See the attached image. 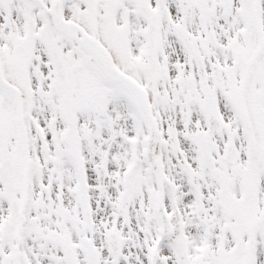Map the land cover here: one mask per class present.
I'll use <instances>...</instances> for the list:
<instances>
[{"label": "rangeland", "instance_id": "rangeland-1", "mask_svg": "<svg viewBox=\"0 0 264 264\" xmlns=\"http://www.w3.org/2000/svg\"><path fill=\"white\" fill-rule=\"evenodd\" d=\"M24 1L27 0H0V70L20 90L19 114L14 89L0 82V264H112L107 241L110 231L123 238L117 264H148L159 223L153 211L154 178L141 158L143 123L130 97L103 76L79 47L59 33L47 12L43 11L42 24L41 20L35 23L42 26L41 40L34 42L31 35L24 38L29 18L24 12ZM44 2L48 6L51 0ZM101 4L105 11V0H74L65 5V15L80 22L107 45L118 66L134 77L139 76L142 68L131 67L119 58L116 35L108 39ZM244 4L249 8L242 10L255 7L264 10V0L255 3L248 0ZM211 6L212 12L207 18L211 24L207 30L219 34L221 29L224 31V21L235 6L223 7L217 0H212ZM222 17L224 20L220 21ZM146 85V94L151 100V87ZM104 91L107 92L103 96L105 107L94 110L99 106L92 105L91 101L95 102ZM31 112L35 115L31 116ZM37 114L43 120H38ZM102 114L106 118L103 147L92 136L91 124L96 117L102 118ZM30 118L42 124L44 133L50 132L58 144L68 143L74 127L77 143L82 144L78 152L84 160L86 178H79L78 172L72 169L66 177L58 173L61 209L66 208L73 214L72 221L59 219L57 208H53L54 195L38 189L43 186L46 169L41 170L36 136L30 135L26 151L24 125ZM5 122L9 124L8 130ZM101 125L100 122L98 127ZM104 151L108 158L103 166L104 189L100 192L92 168ZM26 162L27 194L25 206L21 208ZM176 186L183 187L180 182L174 185V180L165 178L167 198L173 195ZM87 208L93 217L92 247L87 245ZM169 212L173 222H177V211L171 208ZM261 212L256 208L255 217ZM230 225V222H216L209 237L197 231L202 237L203 251L196 248L186 253V246L181 248L179 243L186 242V235L176 241L172 236L165 238L157 264H212L216 240L231 232ZM260 234L264 235V224Z\"/></svg>", "mask_w": 264, "mask_h": 264}, {"label": "flooded vegetation", "instance_id": "flooded-vegetation-1", "mask_svg": "<svg viewBox=\"0 0 264 264\" xmlns=\"http://www.w3.org/2000/svg\"><path fill=\"white\" fill-rule=\"evenodd\" d=\"M235 1L232 14L224 21V31L208 32L210 60L205 57L203 30L211 22L198 10L191 11L189 3L193 0H108L101 13L108 39L116 35L119 58L131 67L142 68L135 78L151 87L165 176L174 180V185L180 182L183 186H176L167 198L169 210L177 211L172 238L186 235V242H179L181 248L186 246V253L196 248L203 251L197 231L205 227L206 214L215 224L231 222L233 227L232 232L217 238L212 264H264V235L260 234L264 222L256 226L251 257L248 234L255 225V209L264 210V10H242L249 8L244 4L248 0ZM24 12L29 15L24 38L31 35L38 43L41 26L35 23L41 20L42 24L43 9L35 0H27ZM199 59L213 106L200 91ZM105 94L91 101L99 106L94 110L105 107ZM214 116L218 122L207 124ZM37 117L43 120L41 115ZM31 119L24 125L26 144L30 135L36 136L41 170L46 169L43 186L38 189L54 195L53 208H57L60 219L63 200L59 197L58 173L66 177L71 169L76 172L82 144L77 143L74 127L68 143L58 144L43 128L40 135L38 123ZM105 119L102 114L91 123L92 136L101 147ZM83 134L89 135L87 131ZM205 134L210 142H206ZM107 158L104 151L97 161L104 163ZM210 162L227 178V187L212 174Z\"/></svg>", "mask_w": 264, "mask_h": 264}, {"label": "water", "instance_id": "water-1", "mask_svg": "<svg viewBox=\"0 0 264 264\" xmlns=\"http://www.w3.org/2000/svg\"><path fill=\"white\" fill-rule=\"evenodd\" d=\"M43 5L44 9L50 13L54 25L63 33L68 35L70 38L75 40L77 44L87 50L94 58L97 65L103 70V72L114 82L120 84L131 96L133 104L138 112L140 119L143 121L146 136L143 138V149L142 156L147 168L153 173L156 182V203L154 212L160 222L161 228L159 231V239L156 241L151 254L149 264H155L157 257V247L162 238L172 232V224L170 221V215L167 213L165 208L164 189H163V171L162 166L158 158L155 157V144L158 137V130L156 121L149 105V101L146 98L143 88L138 84L132 77L120 70L112 60V57L108 50L94 37L89 35L80 25L73 20H68L63 16L62 6L66 2L72 0H52V5L46 7L42 0H39ZM207 1L201 0L198 6L199 10L205 15L208 14ZM220 3H229L230 0H219ZM207 44V37L205 38ZM0 80L6 85L13 87L16 90V99L18 100L19 90L11 82L7 81L0 72ZM212 171L215 176L222 180L218 169L211 164ZM100 182V189L102 188L103 175H98ZM65 218H69L68 212L64 211ZM88 232L90 235L89 243L92 244V232H91V215L88 212ZM263 216H261L262 218ZM260 218V219H261ZM207 226L210 222L206 220ZM208 231V228L206 229ZM120 238L115 237L114 233L110 234L109 244L112 253L113 263L117 261L118 254L120 252Z\"/></svg>", "mask_w": 264, "mask_h": 264}, {"label": "bare ground", "instance_id": "bare-ground-1", "mask_svg": "<svg viewBox=\"0 0 264 264\" xmlns=\"http://www.w3.org/2000/svg\"><path fill=\"white\" fill-rule=\"evenodd\" d=\"M79 49H80V48H79ZM80 50L83 51V53L87 56V58H88L89 60H92V61H93L91 55H90L87 51H85V50H83V49H80ZM77 81H78L79 83L82 82L81 78H78V77H77ZM108 250H109V248H108ZM109 253H110V252H109Z\"/></svg>", "mask_w": 264, "mask_h": 264}]
</instances>
